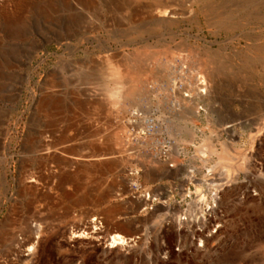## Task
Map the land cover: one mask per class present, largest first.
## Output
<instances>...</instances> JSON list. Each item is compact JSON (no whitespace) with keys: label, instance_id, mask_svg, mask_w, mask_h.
Returning a JSON list of instances; mask_svg holds the SVG:
<instances>
[{"label":"rangeland","instance_id":"rangeland-1","mask_svg":"<svg viewBox=\"0 0 264 264\" xmlns=\"http://www.w3.org/2000/svg\"><path fill=\"white\" fill-rule=\"evenodd\" d=\"M134 111L151 135H129ZM134 166L192 176L171 214L224 176L209 237L138 213ZM118 232L140 242L105 248ZM0 264H264V0H0Z\"/></svg>","mask_w":264,"mask_h":264},{"label":"built area","instance_id":"built-area-1","mask_svg":"<svg viewBox=\"0 0 264 264\" xmlns=\"http://www.w3.org/2000/svg\"><path fill=\"white\" fill-rule=\"evenodd\" d=\"M158 127V123H156L151 117L142 114V112L134 111L132 115L129 116V125H128V133L130 136L135 135H151L153 131ZM137 138V137H136ZM142 173V169L140 167L134 166L127 171V181H128V190L127 194H125V198L129 201L137 203V212L141 214H154L157 211L161 210L162 214L165 215L169 221H173L177 224H191L189 227L191 228L190 232L193 235L200 236L203 238L209 237L206 236V232H213L211 229L214 226V223L217 222L218 219V210L217 203L219 201V192L222 190V186L225 184L226 178L220 177V174L213 173L211 171H207V174L203 180V184L208 187L211 195L209 197V201H206V196L204 194H200L197 199V211L192 213L189 209H183L179 211L178 214L170 213L171 210V197L169 195L170 192L179 191L180 198L185 200L186 198H190V185L193 183L192 176H189L186 179H182L181 181L174 180L170 183H155L154 185H146L140 179V174ZM195 187V186H194ZM202 188V189H201ZM198 190L203 192V187L201 186ZM123 193H119L118 196L122 197ZM212 204V205H211ZM190 216L193 218L191 219ZM198 224H201L200 228H196ZM98 225L100 231H103V224L101 219H98ZM188 227V226H187ZM97 229V230H99ZM216 231V230H215ZM119 233V232H118ZM123 235V243H117V245H110L108 242V236L102 237V244L104 247L113 248V247H121L122 251H126L127 249H132L137 246L140 242V237L138 234L125 235L123 233H119Z\"/></svg>","mask_w":264,"mask_h":264},{"label":"clouds","instance_id":"clouds-1","mask_svg":"<svg viewBox=\"0 0 264 264\" xmlns=\"http://www.w3.org/2000/svg\"><path fill=\"white\" fill-rule=\"evenodd\" d=\"M121 73V68L112 62H108L102 71L103 79L106 81L105 94L113 103L120 102L125 91L126 86Z\"/></svg>","mask_w":264,"mask_h":264},{"label":"bare ground","instance_id":"bare-ground-1","mask_svg":"<svg viewBox=\"0 0 264 264\" xmlns=\"http://www.w3.org/2000/svg\"><path fill=\"white\" fill-rule=\"evenodd\" d=\"M203 91H205V89L204 90H202V92ZM224 129V128H223ZM49 149H51V148H49ZM205 151V150H204ZM202 153V152H201ZM227 175V174H226ZM30 179H33V178H31L30 177ZM37 182V181H36ZM32 187H34L33 185H32ZM29 188V187H28ZM35 188V187H34ZM91 225H93V224H91ZM94 227V226H93ZM94 229L95 230H97L98 228L97 227H94ZM36 233L37 232H39V228H36ZM121 241H123L124 242V240H123V236H121V235H114V236H111V238H110V244L111 245H117V243H121Z\"/></svg>","mask_w":264,"mask_h":264},{"label":"snow or ice","instance_id":"snow-or-ice-1","mask_svg":"<svg viewBox=\"0 0 264 264\" xmlns=\"http://www.w3.org/2000/svg\"><path fill=\"white\" fill-rule=\"evenodd\" d=\"M121 243H123V241H121ZM33 249L32 248H29L28 251L31 252Z\"/></svg>","mask_w":264,"mask_h":264}]
</instances>
